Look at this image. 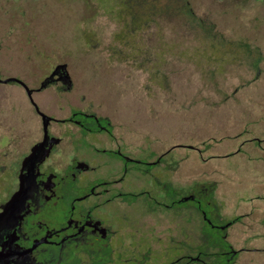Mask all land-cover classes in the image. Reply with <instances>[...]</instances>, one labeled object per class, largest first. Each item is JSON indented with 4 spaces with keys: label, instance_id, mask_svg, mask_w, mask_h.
<instances>
[{
    "label": "rangeland",
    "instance_id": "374dc122",
    "mask_svg": "<svg viewBox=\"0 0 264 264\" xmlns=\"http://www.w3.org/2000/svg\"><path fill=\"white\" fill-rule=\"evenodd\" d=\"M190 2L214 24L212 37L165 14L167 0H0V70L36 82L68 62L71 98L55 87L39 92L43 110L66 116L72 105H92L117 132L151 134L150 149L176 145L166 160L179 161L178 180L215 181L228 221L253 203L264 207V0ZM249 49L262 57L258 67ZM42 132L25 89L0 83V200ZM262 216L257 239L232 230L247 246L235 264H264Z\"/></svg>",
    "mask_w": 264,
    "mask_h": 264
},
{
    "label": "flooded vegetation",
    "instance_id": "af4514ba",
    "mask_svg": "<svg viewBox=\"0 0 264 264\" xmlns=\"http://www.w3.org/2000/svg\"><path fill=\"white\" fill-rule=\"evenodd\" d=\"M2 1L5 7L8 0ZM167 1L165 14L192 24L183 9V2L193 9L190 0H180L179 14L178 0ZM43 71L36 82H27L23 73L0 70V83L25 89L43 130L20 160L13 190L4 188L0 212L19 187L24 159L44 139L42 113L49 116V139L35 166L34 192L14 225L0 234V264H235L247 246L230 238L232 230L239 237L244 229L250 238L260 236L264 207L251 204L225 221L227 201L218 198L215 181L178 180L179 161L166 160L176 145L167 151L150 149L151 134L138 139L131 130L117 132L112 117L90 103L72 105L66 116L43 110L35 94L55 87L59 96L70 99L75 88L68 62L52 63ZM11 77L21 82L3 81ZM53 122L57 125L51 128ZM256 211L261 219L255 222L251 216Z\"/></svg>",
    "mask_w": 264,
    "mask_h": 264
},
{
    "label": "water",
    "instance_id": "95a60500",
    "mask_svg": "<svg viewBox=\"0 0 264 264\" xmlns=\"http://www.w3.org/2000/svg\"><path fill=\"white\" fill-rule=\"evenodd\" d=\"M4 82L20 81L17 78H7ZM29 93H31L29 91ZM43 114L44 119V139L36 143L31 150V153L24 159L21 171L19 174V187L4 204L3 210L0 212V234L7 229L8 225H14L16 217L22 211L24 201L34 192V171L38 160L42 158L46 151L49 139V116ZM13 224V225H12Z\"/></svg>",
    "mask_w": 264,
    "mask_h": 264
},
{
    "label": "trees",
    "instance_id": "16d2710c",
    "mask_svg": "<svg viewBox=\"0 0 264 264\" xmlns=\"http://www.w3.org/2000/svg\"><path fill=\"white\" fill-rule=\"evenodd\" d=\"M185 5L183 6V9L190 15L191 17V21H192V26L197 28L200 32L203 31L206 33L207 37H212L210 34H212L213 32H216L215 31V26L214 24L208 22V21H205L201 18H198L197 15L195 14L194 10L191 8V6L186 2H183ZM179 4H180V0H178V14H179ZM163 12V11H162ZM162 12L158 13L157 16L161 15ZM186 25H189L188 22L185 23ZM217 34V33H216ZM234 53V51L232 52V54ZM246 53H247V57H249L251 59V65H253L254 67H258L260 61H261V58L262 57H259L257 58L255 56V52H254V49H249V50H246ZM256 58V59H255Z\"/></svg>",
    "mask_w": 264,
    "mask_h": 264
},
{
    "label": "crops",
    "instance_id": "0c3cea01",
    "mask_svg": "<svg viewBox=\"0 0 264 264\" xmlns=\"http://www.w3.org/2000/svg\"><path fill=\"white\" fill-rule=\"evenodd\" d=\"M257 183V182H256ZM258 184V183H257ZM257 198V197H256ZM254 201V200H253ZM254 204V203H253ZM254 206H256V207H258L259 206V204H257V205H255L254 204ZM258 218H260V215L257 213V211L251 216V219H253L255 222H256V220H258ZM257 229V228H256ZM255 228H254V231L256 230Z\"/></svg>",
    "mask_w": 264,
    "mask_h": 264
}]
</instances>
